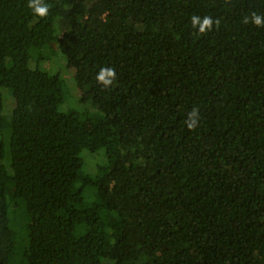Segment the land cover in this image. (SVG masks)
Here are the masks:
<instances>
[{
    "label": "trees",
    "instance_id": "1",
    "mask_svg": "<svg viewBox=\"0 0 264 264\" xmlns=\"http://www.w3.org/2000/svg\"><path fill=\"white\" fill-rule=\"evenodd\" d=\"M44 2L0 0V264H264V0Z\"/></svg>",
    "mask_w": 264,
    "mask_h": 264
},
{
    "label": "clouds",
    "instance_id": "2",
    "mask_svg": "<svg viewBox=\"0 0 264 264\" xmlns=\"http://www.w3.org/2000/svg\"><path fill=\"white\" fill-rule=\"evenodd\" d=\"M28 7L32 10L33 17H45L49 13V4L44 0H27ZM251 21L257 26H264V15L253 13L251 17H245L244 23ZM191 27L198 34H204L213 30L214 23L219 24V21L213 20L211 16L193 15L191 18ZM95 80L97 83L107 88L116 82V69L114 67H102L96 73ZM185 124L189 129H195L199 124V109L193 108L188 113Z\"/></svg>",
    "mask_w": 264,
    "mask_h": 264
},
{
    "label": "rangeland",
    "instance_id": "3",
    "mask_svg": "<svg viewBox=\"0 0 264 264\" xmlns=\"http://www.w3.org/2000/svg\"><path fill=\"white\" fill-rule=\"evenodd\" d=\"M56 45V44H55ZM54 49L57 51V48H56V46L54 47ZM59 64H60V66L61 67H59L57 64H53V63H51V66H52V69L55 71V72H59V71H61L62 70V72H63V70H66L65 69V66H64V63H63V61H59ZM57 65V66H56ZM43 67H46V65L45 66H43ZM70 74H71V72L70 71H68V70H66V73H65V76L67 75L68 77H70ZM73 87V86H72ZM72 87H70V89L68 88V89H66L65 88V90H64V98H65V101H64V104H63V108L64 109H68V108H70V107H74V108H78L77 106H79V104H77L75 101H74V98L76 97V91H74V89L72 88ZM8 97V96H7ZM5 99H6V95H5ZM10 111V109H8V107H7V105H6V103H5V113H8ZM92 156H94V155H92ZM89 158H92L90 155H87L86 156V159L88 160ZM91 162H94L93 160H91V159H89ZM95 165H96V163H95Z\"/></svg>",
    "mask_w": 264,
    "mask_h": 264
}]
</instances>
